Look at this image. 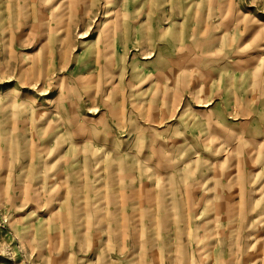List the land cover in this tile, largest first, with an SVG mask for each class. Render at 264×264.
Listing matches in <instances>:
<instances>
[{
  "label": "rangeland",
  "instance_id": "374dc122",
  "mask_svg": "<svg viewBox=\"0 0 264 264\" xmlns=\"http://www.w3.org/2000/svg\"><path fill=\"white\" fill-rule=\"evenodd\" d=\"M0 264H264V0H0Z\"/></svg>",
  "mask_w": 264,
  "mask_h": 264
},
{
  "label": "crops",
  "instance_id": "0c3cea01",
  "mask_svg": "<svg viewBox=\"0 0 264 264\" xmlns=\"http://www.w3.org/2000/svg\"><path fill=\"white\" fill-rule=\"evenodd\" d=\"M169 61V60H168ZM194 67H196V66H194ZM190 68H192V67H189V68H187L186 70H184V71H181L182 73H184L185 75H188V71H190ZM162 70H164V69H162ZM233 76H235L236 77V84H237V79L238 78H242V76H243V74H241L240 75V77L237 75V74H234V72L230 75V77H231V79L233 78ZM189 80L190 79H186L185 78V82L187 83V85L189 86V84L192 82V81H190L189 82ZM185 83V84H186ZM198 86H200V85H198V82L196 83V85H195V87H197L196 89L198 90ZM229 86H231V85H229ZM194 87V88H195ZM188 88V87H187ZM229 88V87H228ZM232 88V87H231ZM230 88V89H231ZM227 100L226 99H224L223 100V105L222 106H218V107H216V108H214V110L212 111V117L213 118H222L223 117V114H224V112H227V105H226V102ZM199 102H202V103H204V104H202L204 107H206V108H208V106H209V100H202V101H199ZM197 106H200V104L199 105H197ZM202 123V119L201 120H198L197 121V119H194V122L191 124V125H193V127H200V126H198L199 124H201ZM183 125H185V128L184 129H186L187 128V124L186 123H184L183 122ZM202 125H203V123H202ZM255 129V128H254ZM202 130H204L203 128H202ZM228 178V177H227Z\"/></svg>",
  "mask_w": 264,
  "mask_h": 264
}]
</instances>
